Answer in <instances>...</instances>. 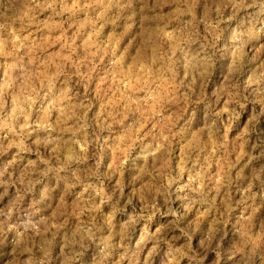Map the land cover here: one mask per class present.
<instances>
[{
    "label": "clouds",
    "instance_id": "obj_1",
    "mask_svg": "<svg viewBox=\"0 0 264 264\" xmlns=\"http://www.w3.org/2000/svg\"><path fill=\"white\" fill-rule=\"evenodd\" d=\"M0 264H264V0H0Z\"/></svg>",
    "mask_w": 264,
    "mask_h": 264
}]
</instances>
